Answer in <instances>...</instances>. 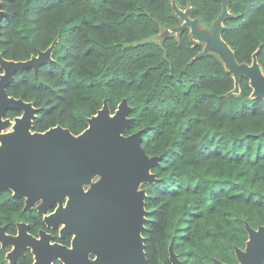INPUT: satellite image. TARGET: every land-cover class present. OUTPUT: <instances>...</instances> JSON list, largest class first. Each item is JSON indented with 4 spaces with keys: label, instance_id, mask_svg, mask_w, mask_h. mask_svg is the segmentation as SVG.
<instances>
[{
    "label": "trees",
    "instance_id": "1",
    "mask_svg": "<svg viewBox=\"0 0 264 264\" xmlns=\"http://www.w3.org/2000/svg\"><path fill=\"white\" fill-rule=\"evenodd\" d=\"M226 8L223 41L239 64L253 53L264 75V0H1L0 54L25 61L53 42L52 62L14 75L9 96L39 109L32 130L87 128L106 100L122 99L148 156H161L143 184L148 264H237L244 223L264 226V99L240 92L217 50L202 55L178 10L212 33ZM173 34V35H172ZM2 70L0 69V74ZM9 112L7 116H13ZM0 264H5L0 251Z\"/></svg>",
    "mask_w": 264,
    "mask_h": 264
},
{
    "label": "water",
    "instance_id": "2",
    "mask_svg": "<svg viewBox=\"0 0 264 264\" xmlns=\"http://www.w3.org/2000/svg\"><path fill=\"white\" fill-rule=\"evenodd\" d=\"M177 14L182 25L175 32L187 27L195 41L206 42L202 55L211 50L221 53L233 76L232 94L240 92L239 82L245 77L252 88L250 97L264 99V75L259 69L257 52L253 53L250 65L239 64L221 38L223 21L228 16L225 7L212 33L198 30L187 11L178 10ZM4 16L5 12L0 10V19ZM54 45L55 42L44 51L36 50V56L25 61L6 60L0 54V191L10 187L16 195L27 194L29 199L42 194L45 203L67 193L66 207L57 210L65 216L56 224L63 225L62 233L75 231L73 248L49 245L45 235L41 241L25 235L11 238L3 233V228H0L1 245L4 248L12 242L15 251H20L23 242H27L36 254L33 264H50L56 258L63 264H148L141 235L148 214L146 192L138 187L157 182L151 170L159 164L161 156L150 157L145 153L141 146L142 130L124 136L133 123V118L128 117L127 100L122 99L112 114L104 100L101 109L86 119L87 128L73 135L61 126L31 132L39 109L7 93V86L16 73L32 69L37 76L41 65L52 62ZM7 110H21L23 115L15 119L12 132L1 134L9 125L8 119L2 120ZM95 175L102 177L90 191L83 192L82 185L88 184ZM89 202L101 209L96 230L89 227L86 214ZM244 227L245 247H234L237 264H264V226L254 229L244 223ZM89 249L96 255L93 261L87 259ZM168 258L170 264H181L172 240L168 245ZM213 263L226 264L216 259Z\"/></svg>",
    "mask_w": 264,
    "mask_h": 264
},
{
    "label": "flooded vegetation",
    "instance_id": "3",
    "mask_svg": "<svg viewBox=\"0 0 264 264\" xmlns=\"http://www.w3.org/2000/svg\"><path fill=\"white\" fill-rule=\"evenodd\" d=\"M9 112H13V116H7ZM38 112L35 114L36 117ZM22 115L23 111L21 110H7L2 120H9V125L5 128L8 131L1 134L12 132L15 119L20 118ZM30 131L36 132L32 130V127ZM101 177V175H95L88 184H83V192L90 191L92 186ZM43 199L42 194L29 199L27 194L16 195L15 191L10 187L2 189L0 191V228H3V233L11 238L23 237L25 235L31 237L33 240L41 241L43 235H45L48 237L49 245L58 244L72 249L73 240L76 236L75 231L62 233L63 225L56 224L60 217L65 216V214H58L57 210L66 207L69 201L67 193H64L60 199L47 200V203ZM44 207L45 210H43ZM86 214L89 219L90 230H96L100 225L98 220L101 218V209L94 207L89 202ZM15 248L16 246L12 242L7 243L4 248L0 242V251L3 252L5 264H33L36 261V254L33 252L32 246L27 244V242H23L20 251H15ZM95 258V253L89 249L87 251V259L93 261ZM50 264L63 263L56 258Z\"/></svg>",
    "mask_w": 264,
    "mask_h": 264
},
{
    "label": "rangeland",
    "instance_id": "4",
    "mask_svg": "<svg viewBox=\"0 0 264 264\" xmlns=\"http://www.w3.org/2000/svg\"><path fill=\"white\" fill-rule=\"evenodd\" d=\"M174 35H176L177 33L175 32V33H173ZM172 34V35H173ZM204 44H206V42H204ZM5 131H8V129L7 130H5V129H3V130H1V133H3V132H5ZM143 185V184H142ZM141 184H139V187H138V190H142L143 189V186H142ZM144 190V189H143Z\"/></svg>",
    "mask_w": 264,
    "mask_h": 264
}]
</instances>
